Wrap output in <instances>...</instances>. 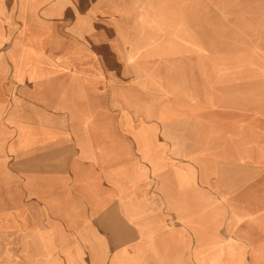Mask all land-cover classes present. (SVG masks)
<instances>
[{
  "label": "crops",
  "instance_id": "1",
  "mask_svg": "<svg viewBox=\"0 0 264 264\" xmlns=\"http://www.w3.org/2000/svg\"><path fill=\"white\" fill-rule=\"evenodd\" d=\"M235 10L204 44V14ZM198 61L260 78L225 128L119 116L109 79ZM0 264H264V0H0Z\"/></svg>",
  "mask_w": 264,
  "mask_h": 264
},
{
  "label": "rangeland",
  "instance_id": "2",
  "mask_svg": "<svg viewBox=\"0 0 264 264\" xmlns=\"http://www.w3.org/2000/svg\"><path fill=\"white\" fill-rule=\"evenodd\" d=\"M137 2L138 0H125L120 4L116 3V0H109V7L125 13L130 6L132 7ZM128 16L134 21L138 19L137 16ZM243 16L244 14L237 10L221 15L204 14L203 23L198 29L203 43L226 45L233 27H237L236 23L249 20V16L247 18ZM129 38L130 36H128ZM127 57L131 59L130 55ZM198 62L203 65L201 63H183L178 70L174 68L161 70L158 75L140 73L109 79V90L113 91L114 87H118L120 92L119 116L125 118L147 117L145 112L148 109L157 111L158 107L165 105V111L168 112H160L159 117L172 118L175 116L173 112H177L180 117H198L205 124L211 123L225 128L229 102H238L242 96V88L246 85L251 91L252 88L259 85L260 78L245 79L234 76V72L232 69L230 71L228 67V62ZM155 63H158V60L150 62V64ZM121 67L120 63L115 62L108 54V69L120 71ZM113 96V93L111 94L109 91V98L111 99ZM110 99L109 101H111ZM169 112L172 114L168 115ZM225 136L221 135V138ZM219 170L221 178L226 183L227 161L222 157ZM228 195L227 189L220 194L221 230L228 229L226 218Z\"/></svg>",
  "mask_w": 264,
  "mask_h": 264
}]
</instances>
